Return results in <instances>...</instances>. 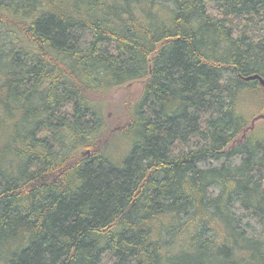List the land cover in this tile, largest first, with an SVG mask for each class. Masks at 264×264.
<instances>
[{
  "label": "trees",
  "instance_id": "trees-1",
  "mask_svg": "<svg viewBox=\"0 0 264 264\" xmlns=\"http://www.w3.org/2000/svg\"><path fill=\"white\" fill-rule=\"evenodd\" d=\"M254 75L264 0H0V264H264Z\"/></svg>",
  "mask_w": 264,
  "mask_h": 264
},
{
  "label": "rangeland",
  "instance_id": "rangeland-1",
  "mask_svg": "<svg viewBox=\"0 0 264 264\" xmlns=\"http://www.w3.org/2000/svg\"><path fill=\"white\" fill-rule=\"evenodd\" d=\"M144 86V80H136L132 83L115 88L108 96L101 97L103 106L111 123V129L119 128L127 124L129 104L132 100L137 99L142 94ZM263 119L264 116L253 121L250 127H248L244 131L242 137H240L237 141L239 142L241 139H243L246 132L250 130L254 124ZM121 141L126 143V140L122 135L116 136V143ZM124 143L121 144L118 148V150H120L121 152H124L129 148L128 145ZM209 163L210 162H208L207 164ZM236 211L238 215H240L242 225L245 229H247L249 232H254L258 229V221L254 216L240 208H237Z\"/></svg>",
  "mask_w": 264,
  "mask_h": 264
},
{
  "label": "water",
  "instance_id": "water-1",
  "mask_svg": "<svg viewBox=\"0 0 264 264\" xmlns=\"http://www.w3.org/2000/svg\"><path fill=\"white\" fill-rule=\"evenodd\" d=\"M250 78H258L260 80L261 84L264 86V79L261 78L260 76L254 75V76H251Z\"/></svg>",
  "mask_w": 264,
  "mask_h": 264
}]
</instances>
